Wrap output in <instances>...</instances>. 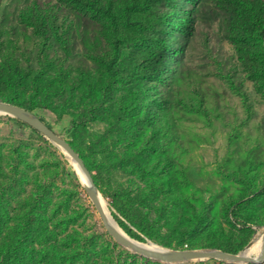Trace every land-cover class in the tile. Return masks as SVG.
I'll return each instance as SVG.
<instances>
[{
    "label": "rangeland",
    "instance_id": "obj_1",
    "mask_svg": "<svg viewBox=\"0 0 264 264\" xmlns=\"http://www.w3.org/2000/svg\"><path fill=\"white\" fill-rule=\"evenodd\" d=\"M102 1L114 9L117 25L72 0H0V100L28 105L69 141L113 218L144 242L242 249L264 225L263 74L242 63L221 0H166L142 16L147 29L156 34L165 14L188 10L191 25L177 31L184 48L175 71L147 80L138 74L139 34L123 22L125 7L144 0ZM118 37L127 39L121 79L102 103ZM247 42L264 57V41ZM16 65L26 77L18 89ZM92 109L97 118L88 120ZM115 193L133 198L131 218L115 206ZM27 219L35 233L19 246L17 231ZM0 229L1 252L19 246L8 262L20 264H264L166 263L126 248L107 231L67 154L6 114H0Z\"/></svg>",
    "mask_w": 264,
    "mask_h": 264
},
{
    "label": "trees",
    "instance_id": "obj_2",
    "mask_svg": "<svg viewBox=\"0 0 264 264\" xmlns=\"http://www.w3.org/2000/svg\"><path fill=\"white\" fill-rule=\"evenodd\" d=\"M77 2L93 11L104 14L111 19L115 25H117V15L114 9L106 5L102 0H72ZM166 0H144L143 2L127 5L124 10L123 22L125 26L130 29H135L139 38L136 39V46L138 49V57L140 60L139 76L145 77L147 80H152L165 76L169 72H173L176 69V63L178 56L183 51L184 46H180L178 43L177 31L183 27H189L191 25L190 17L191 12L188 10L184 13L177 14V12H171L165 14L160 21L155 23L154 28L161 26L157 29L155 34L147 29V23L142 16L149 14L151 6L155 3H162ZM223 9L229 14L227 34L230 38L237 39V52L239 57L247 70L254 73H262L264 76V57H260L255 50H253L249 43V39L257 38L264 41V2L261 0H221ZM122 40L126 38H117L114 42L113 56L107 64V69L111 75L110 80L106 86V93L102 99V103L107 100L109 92L113 88L115 82L121 79L119 74V64L123 53ZM17 78L14 82L15 89H18L25 81V75L21 71L19 66L13 67ZM34 76V82L36 78ZM133 74H127V79H133ZM13 102L12 100H9ZM19 104L17 102H13ZM32 110L26 104H19ZM98 110V109H97ZM97 110L92 109L90 114L86 115L88 120H95L97 118ZM33 111V110H32ZM41 117V116H40ZM43 121L44 118L41 117ZM22 125L30 127L33 131L41 134L38 130L31 127L24 121L17 119ZM51 128L52 126L48 124ZM96 179V178H95ZM260 190H264L260 187ZM115 206L118 210L124 214L127 218H131L135 212V202L133 198L127 194L115 193ZM122 225L130 232L134 237L146 241L144 237L131 229L127 223L122 221ZM1 233V229H0ZM20 237L16 238L17 245H24L29 243L32 236L35 233V229L29 219L24 222L23 228L17 231ZM210 246H218V243H210ZM18 247H12L8 251L1 252L0 249V264H20L17 260L14 262H8L9 253L13 252L15 255ZM224 250L230 252H238L241 248L236 245H219ZM55 261V260H52ZM121 264V263H119Z\"/></svg>",
    "mask_w": 264,
    "mask_h": 264
},
{
    "label": "water",
    "instance_id": "obj_3",
    "mask_svg": "<svg viewBox=\"0 0 264 264\" xmlns=\"http://www.w3.org/2000/svg\"><path fill=\"white\" fill-rule=\"evenodd\" d=\"M0 114L10 115L24 121L59 146L67 154L69 159L73 158L76 160L79 169L88 177L86 183L83 184L95 203L107 231L126 248L140 255L166 263H184L196 260H221L241 263H260L264 261V227L258 232V235H256L261 238L262 243L258 254L255 256L250 255L247 251L252 245L253 238L249 240L246 247L238 252H230L216 247L171 248L160 245L156 242H154L155 245L153 246L134 238L116 220H113L110 217L106 208L102 204L101 197L103 195L92 171L81 154L75 150L69 141L60 136L34 111L19 104L0 100Z\"/></svg>",
    "mask_w": 264,
    "mask_h": 264
},
{
    "label": "bare ground",
    "instance_id": "obj_4",
    "mask_svg": "<svg viewBox=\"0 0 264 264\" xmlns=\"http://www.w3.org/2000/svg\"><path fill=\"white\" fill-rule=\"evenodd\" d=\"M70 159H71L73 165H75V167L77 168V170H78V172H79V174H80V177H81V179H82V182H83V183H86V181L88 180V177L86 176V174H84V173L79 169L76 160H74L73 158H70ZM101 201H102L103 206L106 208L108 214L110 215V217H111L113 220H115V219L113 218L111 212H110V209H109V207H108V203H107V201L103 198V196L101 197ZM263 227H264V225H263L262 227H260V229L250 237V239L253 238V241H252V245L249 247V249H248L247 251H248V253H249L250 255H252V256L257 255L258 252H259V250H260V248H261L262 240H261V238H260L259 236H256V235H258V232H259ZM250 239H249V240H250ZM146 243H147L148 245H153V246L155 245V243L152 242V241H148V242H146ZM246 245H247V244H246ZM246 245H245L244 247H246ZM244 247H243V248H244ZM243 248H242V249H243Z\"/></svg>",
    "mask_w": 264,
    "mask_h": 264
}]
</instances>
